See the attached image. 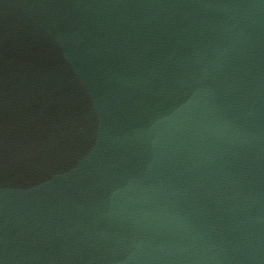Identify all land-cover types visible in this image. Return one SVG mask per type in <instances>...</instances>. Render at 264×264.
<instances>
[{"label":"water","instance_id":"1","mask_svg":"<svg viewBox=\"0 0 264 264\" xmlns=\"http://www.w3.org/2000/svg\"><path fill=\"white\" fill-rule=\"evenodd\" d=\"M0 264H264V0H0Z\"/></svg>","mask_w":264,"mask_h":264}]
</instances>
